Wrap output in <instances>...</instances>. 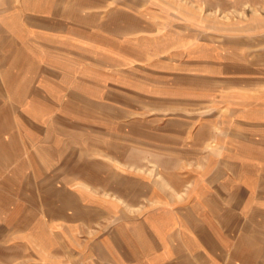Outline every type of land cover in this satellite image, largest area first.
<instances>
[{"label":"rangeland","instance_id":"obj_1","mask_svg":"<svg viewBox=\"0 0 264 264\" xmlns=\"http://www.w3.org/2000/svg\"><path fill=\"white\" fill-rule=\"evenodd\" d=\"M0 143V264H264V0H0Z\"/></svg>","mask_w":264,"mask_h":264},{"label":"crops","instance_id":"obj_2","mask_svg":"<svg viewBox=\"0 0 264 264\" xmlns=\"http://www.w3.org/2000/svg\"><path fill=\"white\" fill-rule=\"evenodd\" d=\"M1 145H2V144L0 143V146H1ZM2 146H4V145H2ZM87 174H88V173H85V172H84V176H83V174L80 173V175H78V177H79V178H83V177L87 178V177H88ZM85 175H86V176H85ZM0 194H1V193H0ZM0 196H1V195H0ZM5 203H6V201H5V202L2 201V200L0 201V204H1V205H2V204H5Z\"/></svg>","mask_w":264,"mask_h":264}]
</instances>
